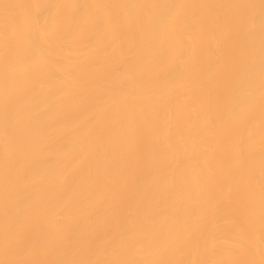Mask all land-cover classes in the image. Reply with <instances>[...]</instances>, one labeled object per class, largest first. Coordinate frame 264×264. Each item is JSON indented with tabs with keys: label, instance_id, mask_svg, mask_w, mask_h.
<instances>
[{
	"label": "bare ground",
	"instance_id": "6f19581e",
	"mask_svg": "<svg viewBox=\"0 0 264 264\" xmlns=\"http://www.w3.org/2000/svg\"><path fill=\"white\" fill-rule=\"evenodd\" d=\"M0 264H264V0H0Z\"/></svg>",
	"mask_w": 264,
	"mask_h": 264
}]
</instances>
